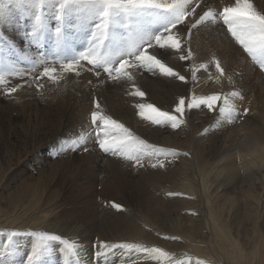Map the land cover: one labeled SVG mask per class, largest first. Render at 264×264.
<instances>
[{"label":"bare ground","instance_id":"obj_1","mask_svg":"<svg viewBox=\"0 0 264 264\" xmlns=\"http://www.w3.org/2000/svg\"><path fill=\"white\" fill-rule=\"evenodd\" d=\"M207 6L208 0H204L203 11L207 9ZM201 10L202 8L200 7V11ZM195 20V15H192L190 22H194ZM4 21L6 22V20ZM219 29L213 26L202 27L196 32L192 30L191 36L188 35L185 27L184 30L178 29L173 35L181 38L182 47H185V41H189L186 47L190 48L193 53V56L188 60H180L179 55L181 53L175 50L167 52L152 51V54L156 55L157 59H160L162 63L172 67L181 75H184L186 77V82L163 75L158 70L153 72L147 70L148 73L142 74L136 84L132 85L128 90L127 97L129 101L127 107L131 108L134 106L136 110V103L140 102L141 104H152L158 108L163 107L164 109L174 111L175 105L181 97L185 98V106H187V103L191 101L193 95L199 97L201 95H210L214 92L230 94L234 91H238L243 98L236 97L234 98V102H248L249 100H251V102H256L259 95L264 96V87L261 89L258 96H256V93H251L252 89H255L258 79L264 82V75L262 73L257 75V67L248 61L242 51H240V49L231 42V39ZM12 34L11 32L10 36H12ZM115 36H117V34ZM46 45L51 48V39L47 40ZM49 53L50 54L47 53L48 55L46 58L48 61L47 64L37 63L38 59L35 60L31 56L30 58L29 56L21 57L15 66L16 68L14 67L16 69L14 71L18 73L20 79L26 81L34 79L35 83L41 84L46 80L44 75H40L44 68L55 67L57 64L59 65L61 63L53 61V58L56 56L52 54V51ZM215 59H218L221 62V66L225 69V75L219 82L215 79L219 76V73L216 71L214 63H212ZM30 64H33L35 68L33 69ZM202 64H207L208 67L206 69L200 68ZM82 65L83 64H80L82 70L79 69V67L77 69V72L81 76H83V71L87 68L89 71L96 72V69L87 65ZM132 67L133 66L130 64L127 66L126 70L129 71ZM237 67L239 69H244V71H247L249 74L247 76L241 74ZM248 67L250 68L249 71ZM194 69H196V71H193ZM232 71L233 73L230 75ZM194 76L196 78L195 81L193 79ZM229 77H231V81H229ZM51 81V89L43 95L45 98L48 97V103L51 105L54 102H59L60 105H64L63 110L65 109L67 113L73 111V113L79 112L80 115H82L81 119L77 117L79 120L76 121L73 126L71 124L68 125V127L72 126L71 128L66 129V126L63 128L60 126L57 133H55L56 135L47 140L52 143L58 140L61 142L62 139L64 140V138H66L60 144L58 143L62 148L70 138V140L77 138L79 129L84 127L87 118L84 112L81 113L83 102L89 106L93 103L87 102L89 97L85 92L78 94L74 90L75 87H61L56 83L55 77L51 79ZM137 89L144 93L143 97L134 94ZM104 96L105 94L101 92L100 98ZM120 96L122 99L125 98L122 95ZM42 102L45 101L42 100ZM114 110L115 106L111 108V111ZM126 110L129 109L120 106L116 110V113L113 114L121 115ZM145 112H147V109H145ZM191 114L196 115V111H192ZM53 115L55 114L53 113ZM63 116L64 114L62 117ZM184 116L187 118L186 123L188 122L193 130V133L190 132V138L192 139L193 134L204 132L206 125L211 123L215 116L217 118V113L206 112L205 117L201 119V123L199 124L196 123L197 118L192 117L188 121L187 113H185ZM134 117H136V114L129 120L135 131L133 134L139 137L140 140L146 141L149 145V137L146 133L147 126L145 124L139 126ZM62 121L65 120L62 119ZM169 131L172 137H164L165 141L158 136L156 137H158L162 143L168 145L177 146L179 148L183 147L185 149L190 148V139L179 142L177 141L179 138L176 135V131L170 128ZM162 133H166V131L162 130ZM80 134L83 135L82 131ZM56 136L60 137L56 139ZM33 141L34 140H32V142ZM86 143L87 145L89 144L88 139ZM245 143L247 142L245 141ZM250 144V147L248 146L246 149H241L239 153H237V151L236 155L233 153V149H231L232 152L230 154L226 153L221 157V160H224L223 163L222 161L211 163L212 159H206L207 157L203 158L201 156L204 163L201 165L202 177L200 179L207 205L210 208L213 207V211L210 212L209 216L211 224L207 220L204 221L200 213L201 210H198L196 208L197 206L194 204L196 200L195 197H197L195 194L201 191L199 185L193 180L194 170L182 168L177 175L172 176L171 174H173V171L170 170L164 172L163 169L152 170L147 168L148 170L144 169L145 171L143 170L135 174V171L128 167L130 164L128 160L119 156L105 154L101 150L100 156L103 157L101 161L100 158H97V151L93 149L88 156L85 153L83 154V159L80 158L83 161V166L79 165L81 169L77 170L79 177L85 178L94 185H101L107 182L113 183L114 178H111V176H114L118 171H125L124 173H126V175L122 177L123 179L119 178V181L115 182L114 185H120L124 188V191H126L125 189L129 191L130 198H132L134 203L133 211H126L125 213L124 209L119 211L113 206L114 202H112L110 195L102 190V196L108 200L103 201V204L101 206L99 205L100 207L98 206L95 208L94 206V208L88 209L84 215L85 221H81L79 226H72L70 224L61 226L58 223L54 224V219L51 218L50 215L45 214V209L48 206L42 207L44 202L56 200L58 196L54 194L49 199V192L53 187L55 176L65 164V159L63 163L59 164L57 159L52 156L51 151L47 150L44 152L45 146L40 144V146L34 148L30 155L24 159L27 163H29V160L34 161L37 171L40 172L39 175L36 178L34 177L33 180L21 177L19 180L22 179L23 184L17 186L15 191L9 194V199L7 200V202H9L8 204L18 201L23 205L25 211L17 207L9 208L3 214L2 219H0V229H5L6 231L14 229L15 231L22 232L23 230L29 232H47L62 237H69L72 241H75V236L79 233L80 236L76 241L80 245L79 264H161L167 258L176 260L178 264H194V262H190L192 259L193 261L197 260L196 264H198V258L203 262L206 260L205 264H214L216 261H213L214 263L210 261V255L213 254L214 251L222 254V260H224L222 264H245L246 253L244 251L248 249L246 245L254 248L253 256L255 258L253 259L256 260L257 258L259 264H264V238L259 240V237L264 236V202L260 201L261 198L258 199L259 196H257V193L254 191V182L256 181L252 179L255 168H257L258 171L261 169L260 167L254 166H259L260 163L264 162V141L256 138L253 139ZM237 155L242 158L240 165H237V161H232L230 159L238 157ZM71 156L75 161L80 162V160L77 159L79 155L76 152L70 151L67 153V157ZM89 159H91V162ZM46 168H49L48 172L50 173L55 172V175L49 179L48 182L43 179V171ZM9 171V169L1 170L0 195L4 194L8 188V185L4 186V182L10 177L12 178L13 174L9 175ZM262 171H264L263 168ZM263 177L264 176H262L261 179ZM173 178V183H171ZM175 178H177V184ZM244 178H248L249 181L247 186L249 188L247 190V202L252 201L253 204H247L246 202L244 204L241 199H238V196L228 194L230 193V189L240 187L239 183L244 181ZM14 180L19 181L18 179ZM167 183H171V185ZM137 185H140V187H136ZM174 185H176V187H174ZM243 185H245V182ZM147 187L155 190L150 192ZM101 193H99V195ZM173 193H179L180 195H170ZM162 203H168L170 206L173 204V207L170 208L163 217H160L155 209H159L158 206H161ZM155 204L157 206L154 208L153 206ZM37 205L40 207L36 210ZM1 210L2 205L0 204V211ZM203 215L205 216V214ZM43 221H46V223L43 224ZM210 225L212 228H209ZM30 236L31 235L25 234L21 239H17L15 242L0 244V264H29L28 258L34 247L30 240ZM166 237H178L179 239L172 240L166 239ZM213 237L215 238L214 240H212ZM121 240H130L134 244L141 246V248L159 247L170 253V255L159 261L146 257L140 250L129 251L114 249L107 252V255H97V250L94 247L95 242L107 241L109 244H114ZM214 241H217L219 250H217ZM61 248H64L63 244L61 247H58L59 250L56 249L54 257H52L48 263L42 262V264H76L74 259L68 260L64 258ZM248 250L252 251L250 249ZM23 253L27 255L25 261L17 263L15 255ZM129 258H135L133 261L136 263L130 262ZM253 261L254 260H252L251 264Z\"/></svg>","mask_w":264,"mask_h":264},{"label":"rangeland","instance_id":"obj_2","mask_svg":"<svg viewBox=\"0 0 264 264\" xmlns=\"http://www.w3.org/2000/svg\"><path fill=\"white\" fill-rule=\"evenodd\" d=\"M203 1L204 0H199V7H196V11L194 14L196 17V20L199 19V17L203 15V13L209 9L213 10V12L215 13H219L223 10L224 7L230 6L234 4L235 2V0H208L207 9L203 11L204 9ZM3 3L7 10L8 15L6 18V22L0 21V73H2L5 76L7 80V84L0 85V175H1V170L9 169L10 170L9 175L13 174L14 176L12 175V178L10 177L8 180L4 182V186L8 185V188L4 194L0 195V204L2 205V210L0 211V219H2L3 214L11 207H17L25 211L23 205L19 203L18 201H14L11 204H8L9 202H7V200L9 199V194L14 192L17 186H20L23 184V180L22 179L19 180L21 177L29 178L30 180H33L34 177L36 178L39 175L40 172L37 171L36 165H34L35 164L34 161L29 160V163H27L24 159H26L30 155L31 151L34 148L40 146V144L45 146L44 152H46L47 150L51 151L52 156L57 159L59 164L63 163L65 159V164L60 168V171L55 176L53 187L51 186L52 189L49 192L50 194L49 199L54 194H57L58 196L56 197V200L45 201L44 204L42 205V207L48 206L45 209L46 211L45 214L50 215L51 218L54 219V224L58 223L61 226H66L67 224H70L72 226H79L81 224V221H85L84 215L86 214V211L88 209H91L92 207L94 208V206L95 208H97L99 205L101 206L103 204L102 203L103 201L108 200L102 196V193H101L102 190L110 195V197L112 198V202H114V204L121 205V209H124V213L126 211L128 212L133 211L134 203H133L132 198H130L129 191L127 189H125L126 191H124V188H122L120 185L119 186L114 185L115 182L119 181L118 180L119 178H122L124 177V175H126V173H124L125 171H118L117 173L114 174V176H111V178H114L113 183L107 182V183H102L101 185L100 184L94 185L92 184V182H88V180H86L85 178L84 179L80 178L77 173V170L81 169L79 165L83 166V161L80 159V158L83 159L84 157L83 154L86 153V155L88 156L90 152L94 149V151L95 150L97 151V154H96L97 158H100L101 161L103 160V157L100 156L101 149L94 142V135H92L94 131L92 130V127L90 126L91 112L99 110L103 115L110 116L112 119L123 124L126 128L130 129L132 133H134L135 131L133 130L129 120L133 118L134 114H136V117L134 118H136L139 126L141 124L143 125L145 124L147 126L146 133H147V136L149 137L148 138L149 145H154L158 148H164L168 150H176L177 152L182 153V154L187 153V155H179L175 157L171 155L163 156L159 154L152 155L150 157L144 156L142 157L141 165H138L135 162L133 161L131 162L128 160V163H130L128 167L133 169L135 171L134 172L135 174H138L140 171H143L144 169L148 170L147 168H150L152 170H157V169L162 170L163 169L164 172H168L170 170V171H173V174H171L172 176L177 175L179 171L182 170V168L194 170L193 180L199 185V188L201 189L199 193L195 194V196L199 198L194 196L196 198L194 204L195 206H197L196 208L198 210H201L200 213L203 216L204 221L207 220L211 224L209 216H210V212L213 211V207L210 208L207 205V201L205 200L206 198H205L204 190L202 187L203 185L200 179L202 177L201 165L204 163L202 161L201 156L203 158L207 157L206 159H212L211 163H214L217 161H222L223 163L224 160H221V157L224 156L226 153L230 154L232 152L231 149H233V153H235L236 155L237 151H238L237 153H239L241 149H246V147L248 148V146L250 147L251 145L250 142L252 143L253 139L257 138L258 140L264 141V96L259 95V92L264 87L263 85L264 82L258 79L255 89L254 88L252 89L254 93L250 90L252 94L256 93V96L259 95V98L256 99V102H253V101L251 102V100H249L248 102H235L236 105L238 104L237 108L239 112L242 113V115L238 117L237 120L233 124L221 127L219 124L215 123V121L217 120L215 116L212 119L211 123H209L210 125L207 124L206 127L204 128V130L209 129L208 131L209 133L204 131L202 133L193 134L192 139L190 138V134L193 133V130L188 122L183 124V126H181V128L179 129H173L174 131H176V135L179 138L177 139V141L183 142L188 139L191 140L190 148L185 149L183 147L179 148L177 146H172V145L162 143L159 140L160 138L165 141L164 137H169V136L172 137L169 131V128L170 129L172 128L170 126L154 125L146 117H141L139 115V110H138V105L141 104L140 102L136 103V108H137L136 110L134 106L131 108L127 107V104L129 101L127 97V92L132 87V85L136 84V82L140 79L142 74L148 73L146 69L133 66L128 71L131 79L125 78L123 76H121V78L119 79H112V78L107 77L108 74L104 71L103 68H96L93 65L89 64L88 61L82 60L80 64L90 66L91 68L96 69L95 70L96 72L89 71V69L87 68L88 70L86 69L85 71H83L84 73L83 76H81L77 71L69 72L65 69H62L61 63L59 65L57 64L55 67L53 66L49 68V69H55V71L52 73V76L55 77L56 83L60 85L61 87H65V86L75 87L74 90L78 94L85 92L87 96L89 97L87 102L93 103L91 106H89L85 104V102H83V105L81 108V113L84 112L87 120L84 124V127L80 128L78 133L80 134L82 131L83 135L87 136L89 144L87 145L86 143V147L88 149L87 152L83 150H72V152H76L79 155L77 156L78 157L77 159H79L80 162L75 161L72 156L67 157V153H69L70 151H65L64 147L61 148V145H59L66 138H64V140L62 139L61 142L58 140L52 143L48 142L47 140L51 139L52 137L56 135L55 133H57L60 126L61 128L66 126L65 127L66 129L71 128L73 124L79 120L78 118L81 119L82 115H80L79 112L73 113V111L71 113L70 112L67 113L65 109L63 110L64 105L63 106L62 104L60 105L59 102H54L51 105L48 103V100H47L48 97L45 98V96L43 95L44 93L48 92L51 89L52 81L47 75H44L46 77V80L43 81L41 84H38L34 82V79H31L30 81L20 79L18 73L15 72L14 70H16L15 66L17 65L21 57L29 56L30 58L31 56L33 59L39 60L41 53H43L44 58H47V55L50 54L49 52L51 51H52V54L56 56L53 58L54 59L53 61L61 62L60 59H57V56L59 55L66 62V59L68 57H70L71 55H74L76 52L82 51L84 47H86V41L80 36L81 26L74 22V27L68 33L70 39H68V41L66 42L65 48L63 50H58L55 41L51 38L50 35L44 37L42 47L34 45V44H30L27 35H25V33L29 31L31 27V16H32L33 9H32L30 0H3ZM253 3L255 4L258 10L264 11V0H253ZM49 7L52 8L54 6H49ZM200 7L202 8L201 11L203 12L200 11ZM191 17L192 16H189L185 20L184 24L178 25L177 28L173 30L172 34H174L178 29L184 30L185 24L188 25V27H191V25L195 23L196 21L195 20L194 22H190ZM209 26H213L218 29L220 28L219 30L223 34H225L228 38L231 39V42L236 47H238L240 51H242V53L248 59V61H250L252 64H254L257 67L258 69L257 75L260 73L264 75V69H261L259 67V64L252 60L249 54L244 51L242 46H240L239 44L235 42L234 38L231 37V34L227 31V26L223 24V21L220 17L217 16L216 19L214 20L209 19L203 24L197 25V27L192 28V30H195L196 32L199 28L209 27ZM185 29H186V32L188 33V28L185 27ZM11 32L13 33L12 36H10ZM116 34L117 36H115ZM124 35L125 33L123 29H117L113 33L114 43L110 51H113L116 49V46L119 44L120 40L124 37ZM3 38H7V40ZM48 39H51V48L47 47L46 45ZM9 42H11V44ZM149 52L150 54H152V50L149 49ZM30 65L33 69L35 68L33 64H30ZM79 69L82 70L81 66H79ZM237 69L239 68L237 67ZM249 69L250 68L248 67V71ZM239 70L241 74L243 75L247 76L249 74L247 73V71H244V69H239ZM232 73L233 71L230 72V75ZM113 74H114L113 76L116 75V73H113ZM17 86H20V87H17ZM8 87H17V91L15 93H12L11 95H6L5 93H7ZM101 92L105 94V96L102 98H100ZM120 95L124 96L125 98L122 99ZM42 100L45 102H42ZM97 103H99L100 105L99 109L96 108ZM113 106H115V110L111 111V108ZM120 106L123 108H127L129 110H126L121 115L113 114V113H116V110ZM42 107H45V108L41 109ZM44 109H47V110H44ZM159 109L161 111L168 110V112L176 114L175 111L164 109L163 107L162 108L160 107ZM245 109H247V113L243 114ZM148 111L150 110L147 109V112ZM192 111H196V115L191 114ZM188 112L189 111L187 110L185 112L187 113L188 121L192 117H194V118H197L196 123L199 124L201 123V119L205 117L206 112L213 113L214 111H210L207 108L202 107L200 109H193L189 113ZM53 113L56 116L53 115ZM63 114L64 116L62 117ZM183 118L185 121H187L186 116H184ZM62 119L65 121H62ZM70 124L72 126L68 127V125ZM250 126L253 128H251ZM160 129L166 131V133H162V130ZM156 136H158L159 138ZM58 137L60 136H56V139ZM32 140L34 141L32 142ZM245 141L247 143H245ZM146 151L150 152L151 149H148ZM80 154H82L83 156ZM146 157H147V160H146ZM230 159L232 161H237V165L238 164L240 165L242 161V158L240 156L236 158H230ZM89 160L91 162V159ZM158 160L163 161V166L162 167L161 166L152 167L153 164L158 163ZM254 167L261 168L259 171L257 170V168H255V172L252 177V179L256 181L254 182V191L257 193V196H259L258 199L261 198L260 201L264 202V177L261 179V177L264 176V171H262V168L264 170V162L260 163L259 166H254ZM48 170L49 168H46L43 171L44 173L43 179H45L47 182L49 179H51L55 175V172L50 173L48 172ZM13 178L18 179L19 181H15ZM173 180L174 178L172 179L171 183H173ZM146 181H149V180H146ZM175 181L177 184L178 183L177 178H175ZM244 182L246 186L243 185ZM171 183H167V184L171 185ZM248 184H249L248 178L246 179L244 178V181L239 183L240 187L236 189H230V190L228 189L230 192L228 194L238 196L239 197L238 199H241V201L244 204L245 202L247 204H253L252 201L247 202L248 201V198H247L248 191L247 190L249 189L247 187ZM136 187H140V185H137ZM174 187H176V185H174ZM147 188L150 192L155 190L150 187H147ZM99 193L101 194L99 195ZM156 206L157 205L155 204L153 207L155 208ZM38 207L40 206L37 205L36 210L38 209ZM172 207H173V204H171L170 206V204L168 203H164V204L162 203L161 206H158L159 209H155V210L158 212L160 217H163L166 214V212ZM121 209H118V210L122 211ZM203 214H205V216ZM42 223L45 224L46 221H43ZM209 228H212L211 225L209 226ZM11 231H15V230L9 229L6 231L5 229H0V244L1 245L4 243L15 242L17 239L22 238L23 235H20V236L13 237L12 240L9 241L8 234ZM25 231L26 230H23L24 233H30L29 231H26V232ZM19 232H22V231H19ZM79 236L80 234L78 233L75 236V241H77ZM60 237L62 239H67V240L71 239L66 236H63V237L60 236ZM263 238L264 236L259 237V240ZM214 239L215 238L213 237L212 240ZM30 240L32 241L33 245L38 243L37 238L33 236H30ZM103 242L108 243L107 241H103ZM100 243L101 242L94 243L95 245L94 247L96 248L97 253L101 251V249L99 248ZM118 243L134 244L130 240H121V241L115 242L114 244H118ZM61 246H62L61 241L50 242V249H51L50 253L46 254L43 257L42 262L48 263L51 260V258L54 257L55 255L54 253L56 249H58V247H61ZM215 246L217 250H219L217 241L215 242ZM246 248L252 251H249ZM246 248H245L246 250L244 251L246 253V260L244 259L245 264L247 263L251 264L252 260H254L253 263L259 264V261L257 260V258L256 260L253 259L255 258L253 256L254 248L250 247L249 245H246ZM110 250L112 249H108L105 251L109 252ZM62 253L64 254V258L68 260L74 259L67 252L62 251ZM15 257H16L17 263H22L25 261L27 255L24 253L16 254ZM210 258H211L210 259L211 263L213 261L214 262L216 261L218 264L224 263V260H222V254L220 252L214 251L213 254L210 255ZM133 259L135 260V258H131V259L129 258V261L135 262L133 261ZM199 260L201 261L200 258H198V261ZM204 261L206 262V260ZM190 262H194V264H196L197 260L193 261L192 259ZM216 262L214 264H217ZM161 264H178V262H176V260H172L171 258H167Z\"/></svg>","mask_w":264,"mask_h":264},{"label":"snow or ice","instance_id":"obj_3","mask_svg":"<svg viewBox=\"0 0 264 264\" xmlns=\"http://www.w3.org/2000/svg\"><path fill=\"white\" fill-rule=\"evenodd\" d=\"M32 5L31 27L25 33L30 44L41 46L45 36H51L55 41L58 50L65 48L66 42L70 39L68 33L74 27V22L81 26L80 36L86 41V47L82 51L76 52L66 59V62L59 55L61 68L69 72H76L80 62L88 61L96 68H103L112 79L123 77L131 79L126 66L132 65L144 68L149 72L158 70L161 74L174 77L186 82V77L175 71L172 67L162 63L156 55H152L149 49L158 52L175 50L179 53L180 60H188L193 56L190 48L186 45L182 47L181 38L174 36L173 30L178 25L184 24L185 20L195 14L196 7H199V0H30ZM49 6H54L50 8ZM190 9V10H189ZM7 10L3 0H0V21L7 18ZM220 17L223 24L227 26V31L234 38L235 42L242 46L253 61L264 69V11L258 10L253 0H235L234 4L226 6L219 13L209 9L203 13L191 25H184L188 28L189 36L192 28L203 24L209 19ZM117 29L124 30V37L120 40L116 49L113 47V33ZM7 40V38H3ZM11 44V42H9ZM14 46V45H12ZM40 64H47L43 53L37 61ZM216 71L219 73L215 79L220 81L225 75V69L218 59L212 61ZM207 64L200 65L206 69ZM55 69L45 67L40 75H47L54 79L52 73ZM193 71H196L194 69ZM113 73H116L113 76ZM195 81V76L193 77ZM231 81V77L228 78ZM7 84L5 76L0 73V85ZM20 87V86H17ZM17 87H8L6 95H11L17 91ZM39 87V85H38ZM136 95L141 97L144 93L137 89ZM243 98L238 91L230 94L214 92L210 95H193L190 103L187 104L184 97L179 98L175 105V113L161 111L152 104H139V115L146 117L152 124L157 126H170L172 129H179L186 123L184 114L193 109L207 108L217 113L216 124L221 127L233 124L242 115L239 112L234 98ZM99 103L96 108L99 109ZM145 109H149L147 113ZM247 113V109L243 114ZM90 126L94 132V142L105 153L112 156H119L126 160L133 161L138 165L142 164V157L152 155L179 156L187 153H179L176 150L158 148L148 145L146 141L136 137L130 129L123 124L103 115L99 110L92 111L90 115ZM208 132L209 129H205ZM87 136L77 134V138L65 143L64 150H83L86 147ZM146 149H151L150 152ZM163 166V161L153 164L152 167ZM170 195H180L173 193ZM117 209L121 205L113 204ZM31 235L37 238L38 243L34 245L29 264H42L43 257L50 253V242L61 241L64 245L62 251L67 252L79 264L80 245L76 241L62 239L60 236L47 232L24 233L11 231L8 234L9 241L13 237L20 235ZM166 239L176 240L178 237H166ZM101 251L97 255H107L105 250L122 249L129 251H142L146 257L154 260H161L168 257L170 253L159 247H143L130 244L118 243L108 244L101 242ZM198 264H205L198 261Z\"/></svg>","mask_w":264,"mask_h":264}]
</instances>
